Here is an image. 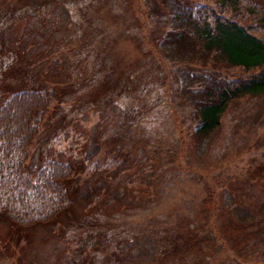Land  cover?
Wrapping results in <instances>:
<instances>
[{
  "label": "rangeland",
  "instance_id": "obj_1",
  "mask_svg": "<svg viewBox=\"0 0 264 264\" xmlns=\"http://www.w3.org/2000/svg\"><path fill=\"white\" fill-rule=\"evenodd\" d=\"M173 1L0 0V91H54L24 169L74 167L56 219L20 226L0 211V264H264V93L231 100L212 132L186 140L183 83L214 69L173 57ZM209 209L214 249L167 247L162 229L179 236L188 212Z\"/></svg>",
  "mask_w": 264,
  "mask_h": 264
},
{
  "label": "trees",
  "instance_id": "obj_2",
  "mask_svg": "<svg viewBox=\"0 0 264 264\" xmlns=\"http://www.w3.org/2000/svg\"><path fill=\"white\" fill-rule=\"evenodd\" d=\"M174 1L167 8L170 21L165 28L177 41L173 51L178 56L173 57L186 64L183 51L195 53V62H207L214 69H200L206 76L194 73L195 78L186 77L183 83L194 116L190 136H186L191 140L212 132L231 100L264 93V5L260 0ZM233 66L240 67L241 73L226 75L224 70ZM52 92L49 87L21 88L9 95L0 91V211L20 226L52 221L73 202L61 181L74 171L70 161L49 157L33 176L24 169ZM214 209L205 216L201 212L199 219L188 212L179 236L162 229V235L171 236L165 237L167 247L173 252L174 247L185 248L183 257L188 249L190 253L214 249L218 242L211 217ZM155 248L159 252L165 249Z\"/></svg>",
  "mask_w": 264,
  "mask_h": 264
}]
</instances>
